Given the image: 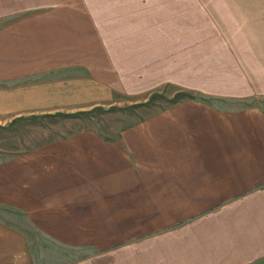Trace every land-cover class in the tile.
Wrapping results in <instances>:
<instances>
[{"label":"crops","instance_id":"0c3cea01","mask_svg":"<svg viewBox=\"0 0 264 264\" xmlns=\"http://www.w3.org/2000/svg\"><path fill=\"white\" fill-rule=\"evenodd\" d=\"M169 87L206 100L97 109ZM33 232L60 264H264V0H0V264Z\"/></svg>","mask_w":264,"mask_h":264},{"label":"rangeland","instance_id":"374dc122","mask_svg":"<svg viewBox=\"0 0 264 264\" xmlns=\"http://www.w3.org/2000/svg\"><path fill=\"white\" fill-rule=\"evenodd\" d=\"M31 81V80H30ZM3 86V85H1ZM185 92H175V90L172 87L167 88L166 90L158 91L152 93L149 97H145V99H133L129 97H117L115 98L116 103L112 106L110 105H104L102 107H98L99 113L102 114L104 111L103 109H114L115 111L119 110H127L129 112L131 111H139L138 114H132L127 113L128 118L126 117H118L115 119V124H126L129 122V116L132 120H136V115H140V111L142 109H154L157 108V105L159 103L166 104L165 100H163L162 97H181L184 96ZM153 100V101H152ZM155 102V104H148L147 102ZM146 106V107H143ZM148 105H150L148 107ZM107 116H103V118L99 119L96 118L95 123L97 124H110L109 119ZM112 121V122H114ZM131 121V120H130ZM33 253L38 258L40 264H60L62 262H65L66 260H71L74 256L78 255L79 252L74 249L67 248L63 245L57 244L43 235H40L39 233L33 232Z\"/></svg>","mask_w":264,"mask_h":264},{"label":"trees","instance_id":"16d2710c","mask_svg":"<svg viewBox=\"0 0 264 264\" xmlns=\"http://www.w3.org/2000/svg\"><path fill=\"white\" fill-rule=\"evenodd\" d=\"M184 95H187L188 97H196V98H199L201 100H206L205 98H203L204 96H202L199 93H197V94H187V93H185Z\"/></svg>","mask_w":264,"mask_h":264}]
</instances>
